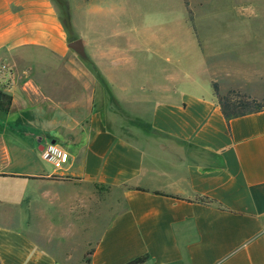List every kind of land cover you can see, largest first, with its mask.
<instances>
[{"label": "crops", "instance_id": "1", "mask_svg": "<svg viewBox=\"0 0 264 264\" xmlns=\"http://www.w3.org/2000/svg\"><path fill=\"white\" fill-rule=\"evenodd\" d=\"M62 1L73 33L59 0H0V89L13 97L0 112V264H264V109L229 120L216 91L245 81L264 96L253 85L264 65L225 59L264 48L242 25L252 1L179 0L168 42L145 46L140 34L162 23L142 19L132 42L131 0ZM179 21L192 40L180 45L200 51L197 76L113 72L179 63ZM49 143L70 153L61 168L42 157Z\"/></svg>", "mask_w": 264, "mask_h": 264}, {"label": "rangeland", "instance_id": "2", "mask_svg": "<svg viewBox=\"0 0 264 264\" xmlns=\"http://www.w3.org/2000/svg\"><path fill=\"white\" fill-rule=\"evenodd\" d=\"M251 1L252 2L250 4H252V6L248 8L246 11H244V13L241 14V20L243 22L242 25L244 26L243 28H256L257 35L264 40V0H251ZM113 2L118 3L117 0H108L109 5L112 4ZM180 2L181 1L179 0L178 1L172 0V4L174 8H172V11H171V10L166 9V6H168L169 3L165 5L166 4L165 0H161L157 2H147L145 4V7L142 9H139L138 7V3H139L138 0H134V1L131 0L130 4L132 5V3H136L135 10H138L137 12L141 14L140 15L141 17L135 18V19L134 18L129 19V18L123 17L121 23L125 27L124 29L128 32L130 39L133 40V35L134 36L136 35V32L134 30L136 28H132V27L134 25L137 26L138 22L142 21V19L147 20L149 17H155L157 21L162 23V25L158 27H154V28H149L148 33L146 35L140 34V37H141L140 40L143 46H145L144 40L146 37L156 36V37H161L162 44H164L165 40H167L166 42H168L170 29L175 28L176 16L174 14L177 12L178 13L177 19L179 20L182 19L181 15H182L183 7H180L179 5ZM170 11L172 12V15L170 14ZM229 16L232 17V18L227 17L229 21L232 19L234 20L237 19L233 15H229ZM227 19L223 23L219 24L218 28L232 27L231 24H233V22L230 23L228 22ZM183 22L182 21L177 22V29L180 31V33L178 34V36L180 37L178 39V45H177V48H178L177 55L179 58V63L177 64L175 62L170 63L164 59L160 64H157L154 61V59H151V61L147 62V64H144V65L135 64V65L123 66V68H121V66H118V68L114 67L113 72H115V74H125V75H135V76L142 75L144 76L143 78H147V79L149 78V79L155 80V82H157L158 76H161L162 78V76L167 73H178L182 75L188 74V75L197 76L196 74H198L197 71L199 70L198 68L200 65L198 62L200 51L194 48V46L192 49L191 46L186 47V45H180V43L183 41H185V43L189 42V44H191L190 42L192 41L188 37V34L186 33V30L189 27H186V25H183ZM82 29H85V28H82ZM73 32H74L73 28H70V33H73ZM144 36L146 37L144 38ZM152 40H154V38H152ZM132 42H136V40H133ZM152 44H153L151 46L152 48H157L159 41H157V43L152 42ZM169 47L170 46H166L165 50L169 51ZM165 50L163 48L162 52L165 53ZM182 51L189 52L188 56L182 53ZM253 52L254 50H243L242 52L243 57L248 58V60H244V61L239 60L238 55L235 56V55H228V54L227 56H225V59L229 60L230 59L229 56L234 57L236 59H234L233 61L232 68H234L235 70H244V71L250 70L251 72L253 68H256L252 66L253 64H251L252 62L251 58H254V60L256 58L259 64L257 66L258 68L264 65V48H261V47L258 48V53H260V55H254ZM250 55H252L253 57ZM224 67H226V65H224ZM252 77H254V75H252ZM186 83L187 82H179V85L188 86L186 85ZM245 83L247 82L238 81L237 84H234L236 86H230V87H225L224 84H223V87H220L219 84L217 83L216 91L219 93L221 99H224L228 101L229 103H231L230 104L231 110L248 111L256 105H259V104L264 105V96H259V95L255 96L252 93H249L248 91H246V89L244 88V86L246 85ZM237 85H239V87ZM240 85H243V87H240ZM247 85H249V83ZM253 85H255L257 89H259L258 93H264V79H261L260 76H258L257 80L253 82ZM240 105H243L244 108H241Z\"/></svg>", "mask_w": 264, "mask_h": 264}, {"label": "trees", "instance_id": "3", "mask_svg": "<svg viewBox=\"0 0 264 264\" xmlns=\"http://www.w3.org/2000/svg\"><path fill=\"white\" fill-rule=\"evenodd\" d=\"M59 2L61 3V5L63 6L64 9V21L65 24L67 26L68 29H70V16H69V11H68V4L62 0H59ZM75 40V38H71L70 41ZM12 102H13V97L11 94L5 92L3 89H0V112L3 113H8L11 110V106H12ZM222 105H223V111L226 115V117L230 120L233 117L236 116H240V115H244L246 113H250L252 111H259L264 109V105L259 104L254 106L252 109L245 111V110H231L230 109V104L228 101L221 99ZM241 108H244L243 105H240ZM200 201L205 202V203H210V202H214L215 200L213 199H209L208 197H201L199 198ZM149 258L148 254H144L141 256H138L124 264H142L145 261H147V259Z\"/></svg>", "mask_w": 264, "mask_h": 264}, {"label": "built area", "instance_id": "4", "mask_svg": "<svg viewBox=\"0 0 264 264\" xmlns=\"http://www.w3.org/2000/svg\"><path fill=\"white\" fill-rule=\"evenodd\" d=\"M42 157L61 168L70 159V153L55 143L47 144L42 150Z\"/></svg>", "mask_w": 264, "mask_h": 264}, {"label": "water", "instance_id": "5", "mask_svg": "<svg viewBox=\"0 0 264 264\" xmlns=\"http://www.w3.org/2000/svg\"><path fill=\"white\" fill-rule=\"evenodd\" d=\"M69 47L73 49L80 56L85 57L86 51L82 39L78 38L69 43Z\"/></svg>", "mask_w": 264, "mask_h": 264}]
</instances>
